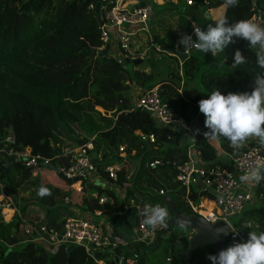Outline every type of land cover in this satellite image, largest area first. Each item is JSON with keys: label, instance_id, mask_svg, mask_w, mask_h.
<instances>
[{"label": "trees", "instance_id": "1", "mask_svg": "<svg viewBox=\"0 0 264 264\" xmlns=\"http://www.w3.org/2000/svg\"><path fill=\"white\" fill-rule=\"evenodd\" d=\"M108 1L0 0V148L4 147L5 135L13 132L14 149L29 147L32 153L51 159L50 168L34 169L1 157L0 184L4 194L15 201V194L24 185H30L34 191L32 203L46 211L42 222L59 231L76 211L91 216L99 211L101 218L115 220L122 211L132 210L135 205H155L163 188L172 196L180 217L194 214L184 200L183 187L176 181L175 168L186 161L191 144V152L199 164L207 168L217 165L219 151L232 152L230 142L220 138L219 145L210 144L203 135L208 130L201 116H197L198 123L192 124V136L178 126L163 125L148 111L133 109L130 92L133 86L144 90L158 85L161 98L188 121L196 118L198 101L210 92L217 89L222 94L250 92L254 77L264 71L256 64L254 48L239 38L224 50V58L233 64L238 49L246 63L230 72L209 70L199 56L191 53L178 64L176 71L162 80L153 81L152 73L144 70L129 71L125 62L109 54L107 45L102 47L101 21L95 15V6ZM184 3L202 14L224 5L223 17L230 23L251 16L249 0H239L235 7L226 6L224 0H185ZM257 5L264 12V0H258ZM118 107L122 110L113 118ZM109 112L111 116H107ZM77 126L86 135L95 137L88 139L78 132ZM88 142L92 143V149L87 154L100 157L96 175L123 191L122 199L114 191L94 185L89 178L66 181L59 173L60 178L55 175L53 168L70 167L77 155L74 150ZM153 161L160 164L150 167ZM125 162L134 169L130 176ZM107 164L119 166L114 179L104 170ZM46 174L48 181L42 182ZM41 186L47 187L51 195L39 197L37 190ZM255 193L264 196V180L255 185ZM203 197L213 196L201 187L191 189L189 198L194 205ZM103 198L107 200L100 202ZM27 205L17 207L22 217L39 221V217L27 213ZM243 214L235 225L238 229L246 235L243 227L250 229V225L256 232L264 231L263 201L259 206L246 207ZM189 234L186 229L170 228L168 222L150 248L153 250L166 237L170 264H211L207 259L213 254L210 245L207 256L201 259L196 253L205 245H200L187 263L173 256L175 244L187 247ZM0 264L95 263L74 245L64 252L63 247L52 250L26 241L18 216L5 222L0 215Z\"/></svg>", "mask_w": 264, "mask_h": 264}, {"label": "built area", "instance_id": "2", "mask_svg": "<svg viewBox=\"0 0 264 264\" xmlns=\"http://www.w3.org/2000/svg\"><path fill=\"white\" fill-rule=\"evenodd\" d=\"M125 1L109 0L99 10L102 47L107 45L111 49L112 46H116L121 55V58L118 59L120 62H125V59H142L145 57V52L134 50L133 37L138 32L148 33V19L153 10L152 5L149 3L142 5L139 3L133 7H128L125 5ZM249 1L251 4V16L249 19L264 27V12L258 7V0ZM194 28L197 27L192 25L189 31L190 35L193 34ZM193 39L195 40L194 35ZM150 47L154 51L162 52L157 45ZM189 50L187 54L190 53ZM254 50L256 54L260 52L258 46L254 47ZM158 87V85H155L144 90L136 86L133 87L130 92L133 109L146 110L155 121L170 127L178 126L192 136V124L198 123L197 116L202 117L204 124V115L198 110L196 118L192 117L188 121L185 120L161 98ZM150 139L152 140L151 136ZM2 143L4 147L0 148V158L12 159L22 166L34 169L51 167L50 158L32 153L29 147L14 149L15 140L12 133L6 134L2 139ZM231 147L230 167L232 169L219 164L209 168L199 164L197 158L191 152V147L187 149L186 161L178 164L175 168L176 181L183 187L185 191L184 200L191 210L195 214L203 216L209 223L223 221L228 227L227 240L229 245L246 240L247 235L232 224L228 217L242 213L252 203L253 199L251 189L244 188V183L236 178V173L244 176L259 163L264 162V145H261L258 140L253 141L248 138L240 147ZM91 149V142L78 148L74 163L68 168L59 166L57 168L58 172L70 180L77 177L88 178L91 174L96 175L97 166L91 162V157L87 154V151ZM97 158L100 160V157ZM157 164L160 163L153 161L150 167H154ZM104 170L110 178L114 179L116 177L117 169L113 165H105ZM81 171L85 172L80 173ZM198 183H201L202 186L200 187L207 190L213 197L211 199L200 198L199 204L194 205L189 198V194L192 186ZM159 194L162 195L163 191L161 190ZM260 198L264 200V196ZM106 200V198H103L100 202ZM204 202H210L213 206L209 213L203 215L201 212L206 210L202 207ZM134 207L137 214L136 230L140 235L137 240H153L162 228L150 229L143 223L144 217L140 214L143 207L138 205ZM9 213L12 214L9 215ZM94 214L99 216L100 212L96 211ZM0 215L3 220L17 215L20 220L21 233L26 241L41 244L52 250L63 247L64 252L67 251L69 246L74 245L81 248L87 258L95 264H110L113 257L109 254V251H116L120 248V245H124L123 243H118L115 238L110 236L101 223L89 217H71L65 221L60 231L46 225L42 221H30L23 218L12 199L4 194L1 184ZM123 257V264H136L140 256L138 253H133L130 256ZM167 262L170 264V258H167Z\"/></svg>", "mask_w": 264, "mask_h": 264}, {"label": "clouds", "instance_id": "3", "mask_svg": "<svg viewBox=\"0 0 264 264\" xmlns=\"http://www.w3.org/2000/svg\"><path fill=\"white\" fill-rule=\"evenodd\" d=\"M238 2L239 0H224L228 7H235ZM237 38L246 40L253 48L259 47L256 64L264 70V27L250 19L230 23L227 17H220L205 29L197 27L193 29L192 35H182L179 44L185 54L189 49L195 48L214 57L223 52L230 43H235ZM244 63H246L245 57L237 49L232 66ZM198 109L205 117L204 126L208 131L203 135L210 144H217L220 138H225L231 146L238 148L247 138L257 137L259 143L264 145V71L254 77V87L250 92L222 94V91L217 89L198 101ZM240 180L252 185L259 184L264 180V162L241 176ZM96 182L100 183L99 180ZM37 195L44 197L51 195V192L47 187L41 186L37 190ZM160 204L158 202L155 205H144L140 212L144 217L143 223L150 229L168 227L170 212L166 206ZM178 227L184 230L186 223L178 221ZM215 232L217 235L227 234L224 227L216 228ZM191 235L192 233L189 237ZM121 246L125 249L124 245ZM117 250L115 253L119 255ZM207 259L211 264H264V231H249L246 240L231 244L220 250L218 254H209Z\"/></svg>", "mask_w": 264, "mask_h": 264}, {"label": "rangeland", "instance_id": "4", "mask_svg": "<svg viewBox=\"0 0 264 264\" xmlns=\"http://www.w3.org/2000/svg\"><path fill=\"white\" fill-rule=\"evenodd\" d=\"M153 12H154V15L152 13L151 16L149 17V19L151 18L150 23L153 24L158 19H160L164 24H167V25L169 24L168 27H172L170 26V24L171 23L175 24L176 22L177 25H180V29L175 28L169 34L167 32L163 33L162 36L166 34V38L164 40L162 39L158 40L157 38L153 37L154 32L150 30L151 27L148 25L150 27L148 28V33L139 32L137 36L133 37V39H136V37L145 38L144 45L141 48L146 53L145 59H142V62L136 66H134L132 63H128L126 64V67L128 68L129 71H132L134 69L147 70L152 73L153 78H154L153 81H158V80H162L166 78L168 73H170L171 71L172 72L176 71L178 69V63L180 62V60L177 58L179 60L178 61L176 58L170 57L164 51L162 52L154 51L150 46L159 45V47L162 50H167L171 48L173 44L172 40H175L178 46V49L176 51L180 52L182 51V46L179 44V39L182 35L187 34L188 28L190 26L188 25V20L183 18V15L181 14V12L177 9L175 10L173 7L165 6L164 9L154 8ZM196 19L198 20V18ZM206 20L208 21L207 18H203V21H206ZM189 51L192 55L199 56L203 62V65L205 67L208 66L209 70L216 69L219 71L230 72L234 68L232 64L228 63L225 60L224 51L217 54L214 57L210 53L204 54L197 49H190ZM109 52L112 53V50H110ZM10 133H13V132H10ZM10 133H7V135H9ZM74 152L77 154V149H75ZM217 154H218L217 162L219 164H226L227 162H229V157L224 156L220 151ZM230 168L232 169V167ZM54 173L58 178H60L58 173H56L55 171ZM236 175L239 177V174L236 173ZM47 181H48V174H46V176L43 175L42 182H47ZM243 183H244L243 184L244 188L246 189L250 188L253 194L252 203H250L247 208L259 206L261 204V198L258 197L255 193L256 184L252 185L247 182H243ZM200 186H202V184L198 183V184L193 185L192 188L196 189V188H199ZM15 195H16V201L12 197L11 199L12 201L13 200L15 201L16 207L21 206L24 203L26 205L29 203L26 207L28 211L27 213L30 214L31 217L35 216V217H39L38 219H40L41 221L44 220L46 211L42 207H39L35 205L34 203H32V201H34V200H31L33 199L34 191L30 185H24ZM11 214L12 213H9V215ZM80 215L81 214H78L77 212H75L74 217H79ZM243 217H244V214L242 212L234 216H229L228 219L232 224L236 225L240 222V220ZM11 219L12 218L8 217V219L4 221L7 222ZM93 219L101 223L107 233L111 234L115 239L120 240L124 244L125 251L123 254H127L128 256H130L134 253V251L138 250L140 256H143L146 262L150 261L151 257H153V258H156L160 264H169L165 260L167 255H169V252L167 251V248L165 246L166 237H163L162 240H160L159 245H157V247H155L153 250L150 247L153 246V244L156 242V237L152 240L150 244H144V245L140 244V242L136 240V236L133 233V230L135 229V226H136V219H137L136 209L134 206L132 207V210L122 211L119 214L118 218L115 220H112L110 217H103L102 219L101 218H93ZM100 220H102V222H100ZM172 228H175V227H172ZM243 228L247 234L249 231H254V227L251 225H250V229H247L245 227ZM224 244L226 247L229 246L227 238H225ZM202 245H205V246L202 248V251H197L198 254L196 253V255H199L201 253L200 254L201 258H204L208 254L207 251L209 250V244H202Z\"/></svg>", "mask_w": 264, "mask_h": 264}, {"label": "water", "instance_id": "5", "mask_svg": "<svg viewBox=\"0 0 264 264\" xmlns=\"http://www.w3.org/2000/svg\"><path fill=\"white\" fill-rule=\"evenodd\" d=\"M108 1V0H104ZM141 5L144 4V2L140 3ZM100 7L101 3H97L95 6V15L97 19L99 20V14H100ZM189 34V31H188ZM169 55L177 57L180 62L182 63L187 57L188 54L181 53L176 51L175 45L172 44L170 49L163 50ZM95 52L91 53V57H94ZM142 62L141 58L137 59H125V63H132L134 66L140 64ZM121 107H118L116 111L112 114L113 118H116L117 115L121 112ZM91 162L94 163L97 166L96 173L100 170L99 165V159L98 158H91ZM53 170L56 173L58 172L57 168H53ZM85 171H81L80 173H84ZM60 177L66 181H70V179L63 177L61 173H59ZM164 194L159 197V202L166 206L170 212V221H169V227H178V221H182L186 223V230H189L192 235L188 239L187 247L184 249L181 244H175L173 248V256L182 261V262H189L196 251V249L202 245V244H209L212 247L213 253L218 254V252L222 249H225L226 246L224 244L225 238H227L228 234V227L223 221H217L215 223H209L206 221V219L198 214H190L186 217H180L179 213L177 212L175 202L170 195V193H167L165 189H162ZM264 202V200H262ZM224 227V229L227 231V234H219L217 235L215 230L216 228ZM133 233L135 234L136 238H139V234L136 230V228L133 230ZM140 244H150V239H143L139 240ZM120 248L124 249L123 246ZM109 254L113 255V259L110 264H123L124 257L119 256L115 253L114 250H110ZM136 264H146L145 258L143 256L139 257Z\"/></svg>", "mask_w": 264, "mask_h": 264}, {"label": "crops", "instance_id": "6", "mask_svg": "<svg viewBox=\"0 0 264 264\" xmlns=\"http://www.w3.org/2000/svg\"><path fill=\"white\" fill-rule=\"evenodd\" d=\"M152 3H151V2ZM141 2H144V3H149V4H151L152 5V9L154 10V8H157V9H164V7L165 6H170V7H175L176 5H180L181 4V6H180V8H178L177 10H179L180 12H181V14L183 15V18H185V19H187L188 20V25L191 27L192 25H194V26H196V27H199V28H201V29H205L209 24H214V22L217 20V19H219L220 17H223V14H224V10H225V6L224 5H221V6H219V7H217V8H214V9H211L209 12H206V13H201V12H195V11H192V10H190L187 6H185V0H182L181 2H177V0H126L125 1V5H127L128 7H133V6H135L136 4H139V3H141ZM175 10H176V8H174ZM153 10H152V13H153V15H154V12H153ZM151 13V14H152ZM151 14H150V16H151ZM196 18H198V20L196 19ZM203 18H207L208 19V21L206 20V21H203ZM149 20V22H148V25L151 27H149L150 28V30L152 31V32H154V34H153V37H155V38H157L158 40H160V39H162V40H164L165 38H166V34L164 35V36H162L163 35V33H170L171 31H173V29H177V28H179L180 29V25H177V23L175 22V24H170V26H172V27H168L169 26V24L167 25V24H164L160 19H158L156 22H154L153 24L152 23H150V20H151V18L150 19H148ZM197 20V21H196ZM151 24V25H150ZM190 27L188 28V31H190ZM188 31H187V34H188ZM139 33V32H138ZM138 33H136L135 34V36H137L138 35ZM134 36V37H135ZM145 38L144 37H136V39H133V48H134V50H136V51H138V52H145L144 50H142L141 48H142V46L144 45V42H145V40H144ZM172 43L175 45V49L177 50L178 49V46H177V43L175 42V40H172ZM158 47H159V45H158ZM160 48V47H159ZM161 49V48H160ZM110 50H112V53H110L109 52V54L112 56V57H115L117 60L119 59V58H121V55H120V52L118 51V48L116 47V46H112L111 47V49ZM162 50V49H161ZM181 53H183V50L182 51H180ZM169 55V54H168ZM146 56V55H145ZM170 57H173V58H176L177 59V57H175V56H171V55H169ZM142 59H145V57H143ZM178 60V59H177ZM179 61V60H178ZM126 64V63H125ZM178 64H180V62L178 63ZM142 70H144V69H142ZM144 71H146V72H149V71H147V70H144ZM133 87H135V86H133ZM139 88V87H138ZM178 91H179V93L181 94V91L178 89ZM99 109V108H98ZM107 116H111V113L109 112V114H107ZM113 117V116H112ZM115 120V119H114ZM76 129L78 130V132L79 133H81L82 135H84V136H86L88 139H93L94 137H95V135L93 134V135H86V133L82 130V129H80L78 126L76 127ZM249 138H251V140H253V141H256V140H259L257 137H249ZM188 141H189V143H190V139L188 138ZM192 145V144H191ZM191 145H189V147H191ZM217 145H219L218 143H217ZM191 151H192V148H191ZM224 156H226V157H229V162H227L226 164H222V165H224V166H227V167H229L230 168V166H231V160H230V155H231V153H227V154H223ZM125 167H126V169H127V171H128V173H129V176L131 175V173H132V171L134 170L133 169V167L132 166H130L128 163H124L123 164ZM219 165H221V164H219ZM117 170H118V168H119V166L118 165H113ZM240 175H239V177L236 175V178H238L239 180H240ZM88 178L90 179V182H92L94 185H99L100 187H103V188H108V189H110L111 191H114L115 193H116V195L118 196V198L119 199H122V197H123V191H121V190H119V188L118 187H116L113 183H111L110 181H108L107 179H105V178H102V177H100L99 175H93V174H91V175H89L88 176ZM97 180H99V182L100 183H97L96 181ZM262 201V200H261ZM202 205H204V207H205V211H202L201 213L204 215V214H206V211L207 210H210L211 211V209H212V204H209L208 202L207 203H203ZM209 211V212H210ZM78 214H81L79 217H91V218H101V216H97V215H93V216H91V215H89V214H87V213H83V212H79V211H76ZM103 217H105V216H103ZM102 219V218H101ZM95 220V219H94ZM40 221V220H39ZM100 222H102V220H100ZM170 228H172V227H170ZM191 234V233H190ZM189 234V235H190ZM114 238V237H113ZM117 240V239H116ZM118 241V243H120V244H122V242L120 241V240H117ZM124 251H125V249H122V248H119V252H118V254L119 255H122V256H124L125 254H123L124 253ZM134 253H137V252H135L134 251ZM139 254V253H138ZM169 256V255H168ZM167 256V257H168ZM166 257V258H167ZM197 258H199V259H201V256L200 255H198V257ZM166 261H167V259H165ZM146 264H160L158 261H157V259L156 258H153V257H151V260L150 261H148V262H146Z\"/></svg>", "mask_w": 264, "mask_h": 264}, {"label": "bare ground", "instance_id": "7", "mask_svg": "<svg viewBox=\"0 0 264 264\" xmlns=\"http://www.w3.org/2000/svg\"><path fill=\"white\" fill-rule=\"evenodd\" d=\"M202 207L205 208L204 205H202ZM209 211H210V210H207V211H206V214L209 213Z\"/></svg>", "mask_w": 264, "mask_h": 264}]
</instances>
